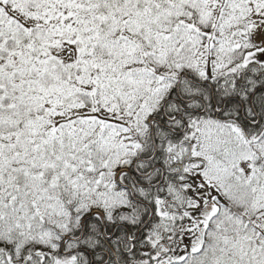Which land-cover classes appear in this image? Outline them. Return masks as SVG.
I'll return each mask as SVG.
<instances>
[{"label": "snow or ice", "instance_id": "obj_1", "mask_svg": "<svg viewBox=\"0 0 264 264\" xmlns=\"http://www.w3.org/2000/svg\"><path fill=\"white\" fill-rule=\"evenodd\" d=\"M0 264H264V0H0Z\"/></svg>", "mask_w": 264, "mask_h": 264}]
</instances>
